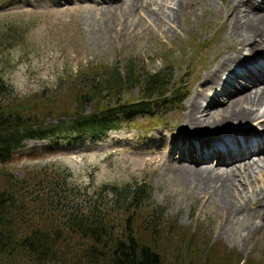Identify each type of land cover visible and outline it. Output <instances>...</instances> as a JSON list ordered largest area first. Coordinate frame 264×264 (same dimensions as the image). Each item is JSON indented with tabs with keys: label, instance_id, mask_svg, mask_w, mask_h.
Returning <instances> with one entry per match:
<instances>
[{
	"label": "rangeland",
	"instance_id": "1",
	"mask_svg": "<svg viewBox=\"0 0 264 264\" xmlns=\"http://www.w3.org/2000/svg\"><path fill=\"white\" fill-rule=\"evenodd\" d=\"M105 4L0 0V81L8 89L0 93V103H6L0 107L35 118L49 114L48 122H55L56 114L80 109L75 107V91L81 75L86 79L113 65L121 70L129 62L136 70L169 71L173 89L182 92L180 100L123 120L100 140L67 145L62 139L49 147L44 139L26 140L4 167L15 176L43 165L69 167L71 181L88 192L104 182L144 180L151 200L163 206V220L174 223L160 228L165 264H264L263 201H247L264 185V163L253 165V180L242 190L252 207L229 216L218 208L210 189L181 185L166 167L174 157L172 147L182 148L181 142L171 146L169 141L183 136L186 98L217 51L224 49L222 42L230 44L225 13L233 0H137L133 9L116 10L109 18L96 14ZM171 8L174 21L165 17ZM121 90L96 94L83 112L140 97L139 83ZM259 119L264 124V117ZM121 216L123 223L126 216ZM253 224L258 225L255 232L248 230Z\"/></svg>",
	"mask_w": 264,
	"mask_h": 264
},
{
	"label": "trees",
	"instance_id": "2",
	"mask_svg": "<svg viewBox=\"0 0 264 264\" xmlns=\"http://www.w3.org/2000/svg\"><path fill=\"white\" fill-rule=\"evenodd\" d=\"M80 78V109L56 114L55 122H48L49 114L35 118L0 107V264H165L160 228L174 223L163 220V206L151 200L146 181L104 182L88 192L71 181L69 167L43 165L21 176L4 167L27 139H45L47 147L62 139H99L154 103L180 99V89H167L169 71L136 70L130 62ZM134 83L140 85L138 100L83 112L96 94H117ZM0 93H8L1 81Z\"/></svg>",
	"mask_w": 264,
	"mask_h": 264
},
{
	"label": "bare ground",
	"instance_id": "3",
	"mask_svg": "<svg viewBox=\"0 0 264 264\" xmlns=\"http://www.w3.org/2000/svg\"><path fill=\"white\" fill-rule=\"evenodd\" d=\"M136 1L121 0L114 5L107 4L97 10L96 14L109 18L116 10L124 11V7L136 6ZM260 4L264 5V0H233L225 13L226 38L230 44L222 42L224 49L220 47L221 49L216 50L217 60L213 59L210 66L204 68V74L198 77L193 92L186 98L187 105L182 106L181 114L186 118L183 121L186 122L183 136H172L169 141L171 146L175 141H182L181 150L172 149L174 157L166 165L172 169L176 181L199 190L210 189L216 205L228 216L244 210L246 212L252 207L244 200L242 190L246 181L253 180L250 172L258 162L234 166L229 170H216L208 163L199 162L208 161L212 157L216 161L227 160L264 148V130L262 129L263 135H260L262 131L252 128V122L264 117V79L259 64L255 68L249 67L252 63L251 54L264 46V9L261 10L264 6L261 7ZM165 17L174 21L176 15L172 8ZM103 32L106 30L103 29ZM251 79L262 80L263 84L253 90L245 89L241 81L251 82ZM235 128L239 130H234ZM190 140L194 141L192 150L188 147ZM181 154L191 162L181 160ZM258 161L264 163V154ZM235 174L240 179H235ZM247 201L252 205L263 201L261 213L264 212V185H260ZM257 227L258 225L253 224L248 230L255 232Z\"/></svg>",
	"mask_w": 264,
	"mask_h": 264
}]
</instances>
